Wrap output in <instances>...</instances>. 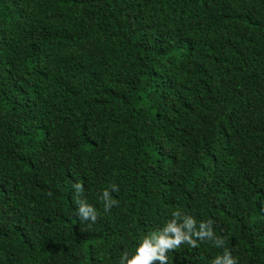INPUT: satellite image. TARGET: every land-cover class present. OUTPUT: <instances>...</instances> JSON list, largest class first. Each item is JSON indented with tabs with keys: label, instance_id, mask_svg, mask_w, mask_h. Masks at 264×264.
<instances>
[{
	"label": "trees",
	"instance_id": "16d2710c",
	"mask_svg": "<svg viewBox=\"0 0 264 264\" xmlns=\"http://www.w3.org/2000/svg\"><path fill=\"white\" fill-rule=\"evenodd\" d=\"M173 211L224 245L164 264H264V0H0V264H116Z\"/></svg>",
	"mask_w": 264,
	"mask_h": 264
},
{
	"label": "clouds",
	"instance_id": "9594fccd",
	"mask_svg": "<svg viewBox=\"0 0 264 264\" xmlns=\"http://www.w3.org/2000/svg\"><path fill=\"white\" fill-rule=\"evenodd\" d=\"M71 187L77 194L74 212L81 220L87 219L94 222L97 211L80 195L83 185L76 181ZM110 187L113 192L117 190L115 184ZM101 198L105 211L116 203L108 188L103 189ZM171 216L172 218L167 219L157 229L139 237L133 249L122 250L116 264H152L154 260L164 264L165 261H169L166 250L175 249L182 243L195 246L198 241L205 239L211 240L216 246L223 247L224 241L213 232L211 221L201 220L197 223L191 215H182L179 211H173ZM209 264H237V260L227 248H224L222 253L211 258Z\"/></svg>",
	"mask_w": 264,
	"mask_h": 264
}]
</instances>
